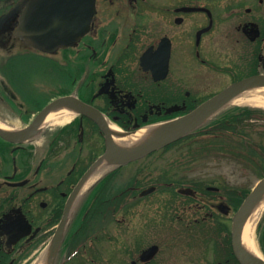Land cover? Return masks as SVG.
Here are the masks:
<instances>
[{
    "label": "flooded vegetation",
    "instance_id": "obj_1",
    "mask_svg": "<svg viewBox=\"0 0 264 264\" xmlns=\"http://www.w3.org/2000/svg\"><path fill=\"white\" fill-rule=\"evenodd\" d=\"M20 1L0 0V19ZM96 8L87 36L48 55L67 82L48 103L74 101L26 141L19 134L46 105L33 108L29 123L13 108L0 112L11 136L0 135V264H34L50 245L48 264H133L152 246L137 254L135 243L169 223L209 238L210 264H239L232 199L239 193L206 186L195 161L179 172L138 165L172 145L125 165L107 155L115 136L174 121L264 74V0H96ZM20 26L21 14L0 25V60L18 49L40 53L15 36ZM218 74L230 81L217 91ZM105 160L99 180L83 188ZM129 167L138 168L119 185Z\"/></svg>",
    "mask_w": 264,
    "mask_h": 264
},
{
    "label": "rangeland",
    "instance_id": "obj_2",
    "mask_svg": "<svg viewBox=\"0 0 264 264\" xmlns=\"http://www.w3.org/2000/svg\"><path fill=\"white\" fill-rule=\"evenodd\" d=\"M10 55L19 58V62L16 64L17 69L14 68L13 75L15 73L17 74L13 77L19 83L21 81L22 83L19 89L13 85L12 79L10 77L12 76L11 75L12 67L7 66L8 61L2 60L1 62L0 60V93H14L16 95L19 94L21 95L22 100H19L16 106L12 108L15 110L16 116H22L24 113H26L25 121L29 123L31 117L29 118L27 109L31 105H33V103L27 104V102L24 101V99L26 98L24 94L26 93L25 95L27 97L28 94L31 96L35 95L40 99V102L43 103L42 100H45V97L47 100H49L48 98L50 97V93H58L59 90L64 89L65 84H67V82L64 81V77L62 75H55V73H53L50 70V65L44 61V60H49V58L45 57V55L29 50L27 48L13 50L10 52ZM2 56L0 53V59L1 58L4 59V55ZM41 58L44 60H42ZM29 59L32 60L31 64L28 63ZM238 63L239 61L233 60L232 65L235 66ZM4 69L10 74V76ZM36 73H39V75H37ZM56 76L61 81L56 80ZM220 76L223 75L218 74L215 81V86L217 91L219 89H222L224 86H226L228 84V81H230V78L220 77ZM15 89H17V91ZM21 105H26V107H23ZM235 106H251V107L264 109L263 107L247 105V104L246 105L233 104L229 107H235ZM3 108L7 109V108H11V106L7 100L1 98L0 96V112L2 113L4 112ZM9 116L15 119H21L11 115V113H9ZM17 122H18L16 123L17 125L20 126L22 125L20 120ZM180 149L175 148L170 152L166 153L165 155H162L163 156L162 158L158 155H153L145 163H141L138 165H150L151 163V165L153 166L151 169H149V171H153V172H160L162 168L165 170L168 169L170 170L171 165H177V167H175L173 170L179 172L182 168L185 169V166H187L188 164L186 163L187 158H185V156L187 155V151L185 150L182 151ZM187 160L190 161V159ZM136 169H134L133 167H129L126 170H124L123 173L125 174L121 177L122 179L119 182V185H121L124 181H126V177H129V174L131 175L132 172L135 171ZM196 171L199 174H201L202 179L209 181L215 180L221 183L224 182L227 183L228 185H233L236 188L243 187L246 189L248 188L249 190L255 187V185L260 180V177L257 175L255 170L251 169L247 165L240 164L233 157L224 158L223 155L222 158L219 160H211V161L208 160L205 161L204 163L198 164ZM174 214L177 215V213L175 212ZM262 217L258 222V225L260 224L261 226H263L262 234L260 231H258V226L254 232V242L256 248L261 254L262 251L260 249L259 239L261 235H263V230H264V218ZM139 223L140 221H136V225H139ZM149 230L147 231L148 237L146 239L142 237L144 240L141 238L142 240L140 239L141 241L136 242L134 247L136 253L139 254L142 250L148 248L150 245H158L160 247V252L158 257L156 258L155 263L153 264H210L212 261H214L213 259H210L208 257L209 254L214 249V248L211 249L210 247L208 248L207 245L208 240L206 239L209 238H207L203 233H201L198 230L197 231L195 229L188 230L179 225L178 226L171 225V223H169L166 227H161V226L157 228L152 227L151 231ZM142 231L144 232H142L139 236L145 233V230ZM199 234H201L200 238L198 237ZM109 246L111 247V244ZM103 256L107 258V256H111V255H103ZM132 256L136 257L139 255H132ZM205 256L206 258H203ZM262 256L264 255L262 254ZM86 260H88V258ZM216 263L217 262H215L214 264Z\"/></svg>",
    "mask_w": 264,
    "mask_h": 264
},
{
    "label": "water",
    "instance_id": "obj_3",
    "mask_svg": "<svg viewBox=\"0 0 264 264\" xmlns=\"http://www.w3.org/2000/svg\"><path fill=\"white\" fill-rule=\"evenodd\" d=\"M24 8L22 25L16 32V36L23 38L28 45L42 52L53 53L59 47L66 49L75 45L88 34L96 13V0H24L16 5L5 18L1 19L0 24L3 20L16 17ZM251 86H264V76L249 78L230 87L191 115L170 124L158 139L137 150L125 151L111 146L109 153L111 159L115 163H127L171 144L183 135L185 126L206 116L213 109L222 106L239 92ZM70 100L68 98L60 99L48 105L37 117L32 128L40 124L54 107L68 103ZM0 134L5 135L2 130H0ZM263 193L264 179L258 183L235 217L234 246L241 264H264L263 260H257L246 253L242 245L246 220ZM158 250L157 246H153L141 256V260L143 262L152 260Z\"/></svg>",
    "mask_w": 264,
    "mask_h": 264
},
{
    "label": "trees",
    "instance_id": "obj_4",
    "mask_svg": "<svg viewBox=\"0 0 264 264\" xmlns=\"http://www.w3.org/2000/svg\"><path fill=\"white\" fill-rule=\"evenodd\" d=\"M12 81L19 89L20 83L16 79ZM25 94L27 103L34 102L35 95L32 97L28 94L27 97ZM195 136L197 143L191 148V155L223 154L233 157L240 164L255 170L260 178L264 177V110L233 107ZM245 194L238 196L240 201L234 194L233 202L239 205Z\"/></svg>",
    "mask_w": 264,
    "mask_h": 264
},
{
    "label": "bare ground",
    "instance_id": "obj_5",
    "mask_svg": "<svg viewBox=\"0 0 264 264\" xmlns=\"http://www.w3.org/2000/svg\"><path fill=\"white\" fill-rule=\"evenodd\" d=\"M254 105L258 107L264 108V86H251L247 89L239 92V94L230 100L226 105H223L221 107H218L217 109L213 110L209 117L213 116L217 111H219L224 106L228 105ZM55 115L51 114L47 120L45 121V124H49L53 121V117ZM196 123H192L189 128L193 127ZM0 125L7 129V127L1 123ZM167 128V125H155L151 127H146L138 132H136L133 135L127 136V137H114L115 144L122 150L125 151H134L137 150L144 145H146L149 142L155 141L158 139L164 130ZM106 165H108V162L105 161L101 168L95 172V174L91 177L90 181H94L97 179V177L106 170ZM264 213V193L260 196L256 204L254 205L252 211L249 214L248 219L246 220L245 226H244V232L242 237V244L243 248L246 253H248L250 256L257 260H262L263 256L256 248L255 242H254V232L257 228L258 222L260 221L262 215ZM48 252V251H47ZM45 252L41 257L34 263V264H47V257L48 254Z\"/></svg>",
    "mask_w": 264,
    "mask_h": 264
}]
</instances>
